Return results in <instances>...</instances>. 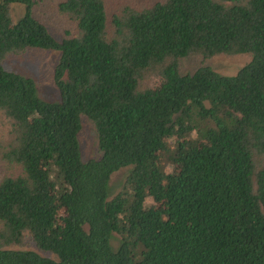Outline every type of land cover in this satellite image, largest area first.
I'll list each match as a JSON object with an SVG mask.
<instances>
[{
	"label": "trees",
	"instance_id": "16d2710c",
	"mask_svg": "<svg viewBox=\"0 0 264 264\" xmlns=\"http://www.w3.org/2000/svg\"><path fill=\"white\" fill-rule=\"evenodd\" d=\"M38 5L0 0V264H264V0H60V40ZM32 49L59 101L1 64Z\"/></svg>",
	"mask_w": 264,
	"mask_h": 264
},
{
	"label": "rangeland",
	"instance_id": "374dc122",
	"mask_svg": "<svg viewBox=\"0 0 264 264\" xmlns=\"http://www.w3.org/2000/svg\"><path fill=\"white\" fill-rule=\"evenodd\" d=\"M59 1L60 0H40V5L36 6L34 14L40 18L48 30L60 40L62 34L59 30V22L62 20V17L56 11V5ZM127 2H131V0H107L110 8L109 11L112 12L118 3L125 4ZM23 12L24 6L12 5L11 14L14 16V20H17ZM59 57L60 52L57 50L46 51L32 49L22 53L20 56L9 55L1 64L8 71L34 79L40 98L48 102H54L60 100L59 87L57 86L54 77ZM249 59V56L245 54L234 56L221 55L211 58L204 64L221 74L234 75L246 62L249 61ZM201 65L202 62L198 59L185 57L181 60V70L184 73L193 72ZM78 138L81 157L84 161L99 156L94 124L85 117L82 118V128L78 134ZM168 171L173 172L174 169L168 165ZM127 173L128 167H123L112 174L109 181V190L112 194L117 193L121 189ZM118 237L119 236L115 234V239L112 240L114 245L118 243ZM24 248L35 249L38 251V249L32 245H28Z\"/></svg>",
	"mask_w": 264,
	"mask_h": 264
}]
</instances>
